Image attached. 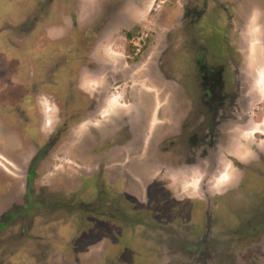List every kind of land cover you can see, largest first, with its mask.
<instances>
[{
	"label": "flooded vegetation",
	"instance_id": "flooded-vegetation-1",
	"mask_svg": "<svg viewBox=\"0 0 264 264\" xmlns=\"http://www.w3.org/2000/svg\"><path fill=\"white\" fill-rule=\"evenodd\" d=\"M258 1L48 0L51 8L43 17L53 19L54 32L45 29L50 34L45 40V45H49L48 56L38 58L43 78L36 83H41L47 91L40 90L31 105L28 100L23 103L24 110L16 112V118L20 114L25 120L19 121L21 125L15 127L22 128L25 123L24 129L31 127L30 139L35 152L26 168L18 165L25 175L21 185L22 199L34 194L38 169L48 153L63 144L70 145L68 154L72 157L73 152L78 151L71 146L78 145L73 132L80 127L83 132L80 157L83 161L99 166L112 158L122 159L124 162L119 165L126 166L125 172L120 171L122 181L135 177L137 172L149 176L143 191L144 200L134 191L127 190L128 196L133 198L129 202L139 209H153L154 203L167 204L170 201L174 213L169 212L176 221L181 211L189 217L190 234L188 230L177 232L174 227L168 228L167 234L172 237L170 241L163 240L164 255L170 246L173 248L176 242H182L177 245L181 251L188 250L195 258L207 255L203 264H228L238 251L245 250V239L253 237L262 248L253 250L252 256L264 263V197L257 201L263 229L256 228L251 221L242 222L236 215L232 216L228 198L230 190L240 189L243 178L249 177L255 182L256 176L258 183L264 181V116H256L262 120L257 123L251 105L242 101L249 87L256 86L264 69V8H260ZM147 12L154 15L155 20L144 25L142 21H146L144 15ZM259 15L257 23L253 24ZM141 27L143 31L139 30ZM34 28L35 25L32 30ZM136 35L144 36L138 38ZM121 42L125 48L123 58L112 51ZM106 43L107 50L102 47ZM102 48L106 51L100 55ZM251 63L254 70L249 73ZM76 65L79 67L74 68ZM62 70H66L64 80L60 79ZM87 76H100L103 82L93 81L91 83L96 88H88L85 86ZM58 80L64 84L61 86ZM137 80H152L155 85L163 83L158 91L160 99L153 96V103L148 104L147 98L156 89L143 87L144 92H140L138 89L142 85ZM124 84L127 88L123 90L121 100L128 101V104L118 101L114 106L113 90ZM173 84L176 85L175 91L171 88ZM48 91L55 95L54 108L50 109L54 121L44 110L43 100L52 97ZM161 99L164 102L160 104ZM7 116L12 115L7 113ZM9 121L4 120V128L14 129ZM48 124L52 126L49 132L44 130ZM255 127L260 128L255 130ZM246 133H253L256 141L248 140ZM140 146L146 156L144 163L140 162ZM7 151L10 152L7 155L14 153L10 148ZM184 166L188 173L202 171L203 178L194 190L196 195L185 192L183 185L177 191L173 190L174 180L169 174L182 172ZM227 173L238 174L235 184L231 185L233 178H229L226 185L217 189L218 181L225 182L215 179L216 176L221 178ZM118 181L114 179L108 185V181L102 178L97 187L112 186L113 190L119 191ZM260 191L258 197L264 193V186ZM179 195L182 200H177ZM121 200L127 201L126 195L119 191L114 196L113 205L118 212L117 219L127 217ZM216 201L218 204L214 207L212 204ZM99 202L103 203L104 199ZM135 214L129 217L137 219L141 215L139 212ZM218 224H225L227 234L214 228ZM234 224L249 227L246 232L245 226L242 228L244 237L239 232L229 233ZM213 230L218 232L217 236H225L209 246L205 236ZM190 235L196 239L204 235L205 241L188 246L185 242ZM234 236L239 244L234 241Z\"/></svg>",
	"mask_w": 264,
	"mask_h": 264
},
{
	"label": "rangeland",
	"instance_id": "rangeland-1",
	"mask_svg": "<svg viewBox=\"0 0 264 264\" xmlns=\"http://www.w3.org/2000/svg\"><path fill=\"white\" fill-rule=\"evenodd\" d=\"M61 2L63 1L59 3ZM140 4L139 2L138 5ZM257 4L260 8H264V0H259ZM55 7L57 8V6ZM50 8L48 0H0V123L3 124V127L0 126V224H2L0 227V264H203L207 260V255H201L200 257L195 255V258L188 250L181 251L177 245H182V242L175 241L176 247L172 248L170 246L169 252L164 255L163 240L170 241L172 237L167 234L168 228L174 227L177 232L188 230L190 234L189 217L181 211L176 221L172 216L174 205L170 201L167 204L154 203L153 209L152 207L139 209L137 205L129 202L133 198L131 195V197L128 196L129 192L127 190L134 191L144 200L143 191L149 176H143L137 172L135 177H128V179L125 178V181H122L124 178L121 179L120 171L125 172L126 168V166L119 165L124 162L122 159L112 158L111 161L104 164L99 163V166H96L98 163L93 164L83 161L80 157L83 142V132L80 127H76L73 132L75 134L73 138L78 142L75 147L71 146L75 150L78 149V151L73 152L75 153L73 157L68 154L70 145L63 144L56 147L54 152L46 155L47 159L42 162L38 169L34 194L26 199H22V196H20V194L22 195L21 185L24 184L25 175L18 165L20 164L26 168L35 152L32 139H30L31 127L24 129L27 126L26 123L22 128L15 127L21 125L18 123L19 121L23 122L25 120L20 114H18L20 117L16 118V112L24 110L22 109L23 103H28V100L29 105H31V100L35 99V95L40 90L47 91L41 83H36L43 78V70H40L38 58L48 56L49 45H45V40L47 39L46 35L49 33H47L48 31L45 32V29L54 30L52 28L54 25L53 19L43 17L44 14H49ZM144 17L146 19L145 22L142 21L145 23L144 25H149V22L152 23V20H155V16L149 12ZM258 18H260V15L256 16L253 24L257 23ZM34 25L35 28L32 30ZM142 28L139 30L143 31ZM219 28L222 29L220 26ZM209 34L212 36L211 31ZM58 35L60 34L58 33ZM143 36L136 35L138 38H143ZM135 41H138V39ZM123 45V42H121L117 45V48L112 49L113 52L120 54L121 58L125 53ZM102 47L106 49L107 43ZM104 48L100 49V55H103L104 51L107 50ZM76 67H79V65L74 66V68ZM248 69L249 73L253 72L252 63ZM61 73L63 75L60 79L64 80L66 70H62ZM96 77L87 76L85 86L96 88L91 82L96 81L98 84L103 82L100 76ZM44 79L47 80L48 78L45 77ZM142 80H137V83L142 85L138 89L140 92H144L143 87L145 89H156V92H152V95L147 98L148 104L153 103V96L159 100L158 91L163 87V83L155 85L152 80L149 82H143ZM47 81H51V79ZM59 83L62 86L64 81L58 80ZM129 84L131 85V83ZM259 85L260 83L257 82L252 89L249 87L247 94L242 96L244 98L243 103L251 105V113L253 116L255 115V118L259 114H262V118L264 116V112L259 113L260 110H264V88ZM167 86L170 87L171 85L168 84ZM126 88L127 85L124 84L117 90H113V97L116 100L114 106L117 105L118 101L128 104V101L121 100L123 90ZM171 88L175 91L176 85L173 84ZM48 93L52 94L49 91ZM54 96L52 94V97H49L51 100L49 98L43 100L44 110L48 111L46 114L51 116L49 119L52 121L55 118L50 109L54 108ZM163 102V99L159 101L160 104ZM11 108L12 110H10ZM25 108H28L27 105ZM29 111L34 112L32 109ZM7 113L12 116H7ZM29 115L33 117L32 114H28V117ZM5 119L10 120L9 124H12V127L15 128L10 130L6 126L4 128ZM256 122L260 123L262 120L257 118ZM51 128L52 126L50 127L49 124L44 126V130L47 132ZM259 128L255 127L254 129ZM245 136L248 140L250 138L252 142L256 141L252 137L253 133H246ZM22 138L24 142H22ZM8 148L12 149L14 153L7 155V153H10L7 151ZM140 149L141 154L139 157L142 158L140 162L144 163L143 158H146V156L143 153V147L140 146ZM9 155L12 160H10ZM13 159L15 162H13ZM186 168L184 166L181 169L182 172L169 174L170 179L174 180L173 190L177 191L180 188L179 186L183 185L185 192L189 195H196L194 190L203 178L202 171L200 173L194 170L188 173L185 170ZM228 176L230 179L233 178L231 185L235 184L238 174L234 173ZM254 177L255 182L251 181L249 177L246 180L243 178L240 189L230 190L228 197L230 201H228L232 206L230 209L232 216L236 215L240 221H251L256 228H262L261 223L264 218L261 220L257 201L264 197V193L258 197L261 192L260 187L264 186V181L258 183L256 176ZM102 178L108 181V185L114 179L119 180V191L123 196L126 195L127 200L126 202H123V200L120 202L123 203L124 208L122 207V210L125 209L123 213L125 212L128 218L124 216L125 219H117L119 218L116 216L118 212L116 213L113 205L114 196L119 191L118 189L113 190L112 186L99 189L97 184L100 185ZM194 179H198L195 186L192 185ZM215 179H220V177L216 176ZM85 180H88V183ZM224 182L223 184L218 181L216 183L217 189L228 183ZM103 199L104 202L100 203L99 201ZM177 200H182V195H179ZM82 201H85L86 204H81ZM73 204L74 206L71 207ZM217 204L216 201L212 205L215 207ZM208 205L211 206L209 202ZM15 206L18 208L17 212ZM135 212H139L141 215L137 219L130 218L136 216ZM123 213H121V216ZM244 226L245 224L242 226L234 224L233 228L229 229V233H242L241 230L244 229ZM162 228L164 229L162 230ZM214 228L225 234L228 232L225 224L214 225ZM245 229L244 232L248 231L249 227L247 228L246 225ZM242 234L244 237V233ZM217 235L218 232L213 230L212 233L205 236L209 246H212L211 244L216 239L225 236ZM203 236L196 239L195 236L190 235L185 243L188 246L197 245L205 241H203L205 238ZM233 239L238 243L235 236ZM254 241L253 237L251 240L245 239L243 247L245 250L238 251L235 258H232L233 260L228 264H264L260 258L257 259L256 256H252L253 250L262 248L259 246V242L255 243ZM246 244H249V246L246 247ZM262 259L264 260V257ZM208 264L216 263L208 262ZM217 264L220 263L217 262Z\"/></svg>",
	"mask_w": 264,
	"mask_h": 264
},
{
	"label": "clouds",
	"instance_id": "clouds-1",
	"mask_svg": "<svg viewBox=\"0 0 264 264\" xmlns=\"http://www.w3.org/2000/svg\"><path fill=\"white\" fill-rule=\"evenodd\" d=\"M260 85H261V86H264V79H262V80L260 81ZM220 179H221L222 181H227V180L229 179V176H228L227 174H225V175H222ZM196 183H198V179H194V180L192 181V185H193V186H195Z\"/></svg>",
	"mask_w": 264,
	"mask_h": 264
},
{
	"label": "bare ground",
	"instance_id": "bare-ground-1",
	"mask_svg": "<svg viewBox=\"0 0 264 264\" xmlns=\"http://www.w3.org/2000/svg\"><path fill=\"white\" fill-rule=\"evenodd\" d=\"M262 79H264V69L262 70V73H261V75H260V77H259L258 82L260 83V81H261ZM259 86H260V85H259ZM262 88H264V86H262Z\"/></svg>",
	"mask_w": 264,
	"mask_h": 264
},
{
	"label": "crops",
	"instance_id": "crops-1",
	"mask_svg": "<svg viewBox=\"0 0 264 264\" xmlns=\"http://www.w3.org/2000/svg\"><path fill=\"white\" fill-rule=\"evenodd\" d=\"M51 32H54L52 29L50 30Z\"/></svg>",
	"mask_w": 264,
	"mask_h": 264
},
{
	"label": "trees",
	"instance_id": "trees-1",
	"mask_svg": "<svg viewBox=\"0 0 264 264\" xmlns=\"http://www.w3.org/2000/svg\"><path fill=\"white\" fill-rule=\"evenodd\" d=\"M33 168L35 169L36 168V165Z\"/></svg>",
	"mask_w": 264,
	"mask_h": 264
}]
</instances>
